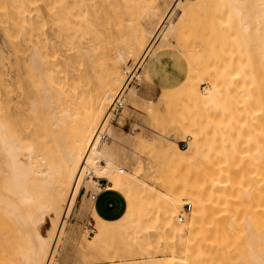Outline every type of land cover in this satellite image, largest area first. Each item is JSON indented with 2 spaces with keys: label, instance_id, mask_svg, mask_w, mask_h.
Segmentation results:
<instances>
[{
  "label": "rangeland",
  "instance_id": "obj_1",
  "mask_svg": "<svg viewBox=\"0 0 264 264\" xmlns=\"http://www.w3.org/2000/svg\"><path fill=\"white\" fill-rule=\"evenodd\" d=\"M228 1L213 0L184 22L186 27L183 26L181 33L188 39L194 57L189 61L192 76L195 75L192 82L199 83L205 96L210 95V76L203 72L210 70L213 62L210 51L217 50L216 42H229L224 47L229 49L233 41L242 40L250 49L254 31L261 37L256 41L258 68L252 73L247 71L242 55L237 56L239 64L229 59V63L233 66L236 63L240 69L235 70V66L229 72L230 85L219 102L218 112L210 110V106L196 104L198 113L191 118L196 121L191 124L193 141L187 136L177 138L181 148L186 146L179 149L167 138L173 124L183 119L190 103L186 100V89L174 73L173 62L165 64L172 81L149 80L142 75L164 29L144 48L134 42L133 35L142 23L147 4L136 0H0V84L4 86L3 92L21 94L19 97L24 102L21 122L32 135V139L24 141L36 142L37 168L42 169L43 162H47L55 178L56 185H47L44 190V209H38L40 219H47L40 223L41 230L48 221L55 223L63 209L71 176L68 170L62 174L61 164L66 153L83 147V140L97 126L91 114L106 76L120 80L121 70L134 66L147 45H151L150 52L139 70L142 81L133 82L121 94L126 108L121 112L125 117H110L107 123L111 139L106 143L114 146L120 156L115 166L130 174L139 161L145 168L155 166L160 170L155 162L168 158V150H177L187 159L189 167L202 165L210 157V191L225 194L210 201L208 214L193 227H174L157 213L154 218H146V222L140 220L129 225L120 235L89 243L83 241V232L89 238L94 236L93 231L87 230L90 216L80 214V210L83 202L103 186H81L67 230L62 233L56 264H152L145 260L157 256L162 260V252L168 255V251L175 257L171 264H236L241 260L246 214L251 212L248 217L251 222L264 220V0H232L230 6ZM235 10L244 14L238 17ZM231 12L237 16L235 24L212 28L217 18L232 16ZM124 79L126 82L125 76ZM133 86L144 100L127 99ZM149 100L156 102L152 105L153 113L148 112ZM12 103H18L17 99L13 98ZM152 128L163 137L159 138ZM208 130L210 145L205 140ZM142 138L156 140L159 146L147 147ZM41 152L49 154L44 161L37 155ZM170 167L174 165L171 163ZM140 179L152 185L146 177ZM99 195L95 204L102 214L107 212L104 216L112 219L123 212L126 202L120 194L101 192ZM185 207L180 220L186 217ZM8 229L4 232L0 229V264H20V237ZM181 240L186 243L182 250Z\"/></svg>",
  "mask_w": 264,
  "mask_h": 264
},
{
  "label": "bare ground",
  "instance_id": "obj_2",
  "mask_svg": "<svg viewBox=\"0 0 264 264\" xmlns=\"http://www.w3.org/2000/svg\"><path fill=\"white\" fill-rule=\"evenodd\" d=\"M136 1L137 3H144L147 5L145 7V14L143 15L142 23L139 24V27L133 35L135 44L139 48H144L148 41H151V38L152 41L156 40L164 29L162 38L155 47L142 75L149 80L160 78L170 80V77L172 76L171 74H168L165 68L166 62L170 61L173 62L174 73L180 79L179 83L186 89V100L190 104L186 107L187 111L185 112L183 119L173 124V130L170 133L169 138H167L168 142L174 145L177 144L179 149H184L186 146L181 148L179 145L180 142H177L176 140L177 138H182V136H187L191 139V142L193 141L194 133L191 124L194 125L196 121H191V118L198 113L196 104L199 105V107L204 105L210 106V110L214 109L213 111L216 113L218 112L220 108L219 102L220 100L222 101L224 93L228 92V86L230 85L227 81L228 75L230 74L229 72H231L232 67L235 68V66V70L240 69L237 68L239 65H236V63H238L237 56L242 55V57H244L245 69L247 71L252 73L257 70L256 41L261 37L259 36L258 31H254L253 46L250 49L246 45L247 43L242 40H240V42H231L232 44H230L229 49L224 48L229 42H216L218 45L217 50L210 51V55L213 59V62L210 65V70L206 69L203 72V74L210 76V80L207 78L210 84H207L212 88L210 95L205 96L200 91L201 87L199 83L192 82L195 75L192 76V67L189 61L194 59L192 55L193 50L186 36L181 33V30L183 26L186 27L184 22L188 20L190 16L201 8L209 4L211 5L213 0ZM232 3V0L227 2L229 6L232 5ZM235 12L238 17L244 14L242 10H235ZM235 12H231L232 16L227 14V17L224 18L216 17L217 19L213 23L212 28L220 27L226 23H231L229 26L235 24L237 21ZM150 46L148 47L147 45L143 56L141 55V59L139 58L140 60H138L134 66H125V68L121 70L122 77L120 80H118V77L106 76L103 90L99 95L91 114V117L95 120L97 126L93 128L89 137L83 140V147L81 149L77 152L66 153L63 158L64 160L61 164L60 171L62 174H64L66 170L70 172L71 186L65 199L63 209L58 213L56 222L48 221L47 227L43 229L46 233L41 230L39 225L40 223L47 221V219L45 217L40 219L38 216V209H44V190L47 185H56L54 174L50 172V167L47 162H43L42 169L37 168V156H35L34 145L36 142L34 143V141L31 140L25 143L24 141L29 137L32 139V135L29 134L30 132L28 133L24 124L21 122V116L23 114L21 107L24 103L23 99L19 97L21 94L18 93L13 95L11 92H3L4 86L0 84V121L10 124L21 144L31 149L25 160V163L32 169L30 192L33 203L28 212V215L30 216L29 222L26 225H21L11 217L5 214H0V229L3 231L9 230L8 228H10L11 231H14L20 237L18 245L20 264L21 251L25 248H32L35 250V255L33 257L34 264H56L58 246L61 243L62 233L67 230L66 225H68L70 220L71 209L74 202H76L75 198L77 197V194H79L81 186H84V188H91V186L94 185L98 187L102 185L103 189L99 188L95 190V193L116 192L117 194H120L126 202L125 212L120 218L114 221H107L98 216L95 202L98 201L100 197L96 201L91 197V201L85 200L83 202L80 214H88L90 216L87 230L94 232V236L91 238L88 237L86 232H83V241L86 240L89 243L96 242L99 239L120 235L129 225L133 223L136 224V222H140V220H143V222L145 220L146 222V218H154L153 215L157 213H159L163 219L170 221L171 225L174 227H193L203 221L208 214L211 203L210 201L214 198H222L225 195L220 192L214 193L210 191V157H207L202 165L192 164V166L189 167L187 164L188 162H185L187 159L184 157L182 158L177 150H173L172 152L168 150L166 152V154L168 153V158L162 157L155 162L157 167H160V170L156 169L155 166L145 168L139 161H137L130 174H125L123 170L115 166V163L120 156L115 153L114 146H108L106 143L108 139H111L109 133L111 130L109 126H107V123L110 117L112 118L111 110L116 100L122 96L121 94L129 85L134 84L138 79L142 81L139 71L134 74L135 79L133 78L132 81H129L130 77L128 76V73L134 71L137 66H139V70H141V66L150 52ZM232 58L234 59V62L237 60L234 66L232 63H229V59ZM35 60L39 61V58L36 57ZM226 60H228V63ZM235 70L233 69V72L236 74ZM205 77L203 76V78ZM172 80L173 78L170 81ZM29 81H32V77H30ZM13 98H16L18 103L13 104ZM127 99L133 101L144 100L137 93L134 86L129 88ZM161 99L164 100V98ZM154 103H156L154 100L148 101V104L150 105L148 108L149 113L154 112V107H152V105H155ZM124 107L123 109L125 110L126 108ZM121 111L114 119L125 117ZM217 117L218 116H216V118ZM152 131H154L159 138L163 137L159 130L152 128ZM208 134L209 135L205 140L210 145L211 137L209 130ZM164 139L166 140V138ZM141 140L145 139L142 138ZM81 141L82 136L80 137L79 142ZM112 142L115 145L116 141L114 142V139H112ZM39 144L42 145L40 142ZM135 144L136 143L133 142V145ZM145 144L147 147L153 148L159 146L158 141L156 140L147 139L145 140ZM160 148L162 150V147ZM37 155L44 161L49 154L41 152ZM124 157H126V155L123 156V158ZM147 162L150 163L151 161ZM171 163L174 167H170ZM117 174H121L122 176L120 177ZM181 176L183 178L181 180L182 184L179 183ZM142 177H146L152 185H147L143 179H140ZM131 188L133 189L132 193H130ZM183 205H190L191 211L187 212L186 210L184 212L186 213L185 219L181 217L182 220H180L179 216L183 212ZM250 213L249 215H251ZM246 215V220H244L243 223L244 226H242V235L244 237L241 253L242 258H240V261H236L238 264H248V247L251 245L259 248L261 246V241H264V220L261 219L263 222H257L259 221V219H257L256 222H251V220L248 219L249 215ZM254 215L256 214H253V216ZM245 217L243 219H245ZM5 225H7V227ZM179 243V249L182 250L185 248L183 247L186 244L185 241L181 240ZM169 250L172 251V249ZM159 253L162 255L161 252ZM162 253L164 255H162V260H159L157 256L151 260H145L146 263L156 264L160 261L169 264L173 263V259L175 258L174 254H169V251L168 255H166L167 253L165 252ZM172 253L174 252L172 251Z\"/></svg>",
  "mask_w": 264,
  "mask_h": 264
},
{
  "label": "clouds",
  "instance_id": "obj_3",
  "mask_svg": "<svg viewBox=\"0 0 264 264\" xmlns=\"http://www.w3.org/2000/svg\"><path fill=\"white\" fill-rule=\"evenodd\" d=\"M31 149L21 144L14 129L0 121V214H5L21 225L29 222L33 203L30 192L31 167L25 163ZM35 250L21 251V264H34ZM248 264H264V241L259 248L249 246Z\"/></svg>",
  "mask_w": 264,
  "mask_h": 264
},
{
  "label": "built area",
  "instance_id": "obj_4",
  "mask_svg": "<svg viewBox=\"0 0 264 264\" xmlns=\"http://www.w3.org/2000/svg\"><path fill=\"white\" fill-rule=\"evenodd\" d=\"M139 71V66H137L136 68H135V70L134 71H132V72H129L128 73V76L130 77L129 78V81L131 80H133V78H134V74L135 73H137ZM135 79V78H134ZM124 101H123V99L121 98V97H119L117 100H116V102H115V104H114V106H113V108H112V110H111V114H112V118L114 119L118 114H119V112L123 109V107H124ZM100 193H95V194H92L91 195V197H92V199L94 200V201H96L98 198H99V195ZM186 210H187V212H190L191 211V206L190 205H188V206H186Z\"/></svg>",
  "mask_w": 264,
  "mask_h": 264
},
{
  "label": "crops",
  "instance_id": "obj_5",
  "mask_svg": "<svg viewBox=\"0 0 264 264\" xmlns=\"http://www.w3.org/2000/svg\"><path fill=\"white\" fill-rule=\"evenodd\" d=\"M125 207L126 206H124V210H123V212L119 216H117L115 218H112V219L111 218H107L106 216H104L103 214H107V212H104L103 211V214H102L101 211H100V209H99V207L97 205H96V212L98 213V216H100L101 218H103V219H105L107 221H114V220L120 218L123 215V213L125 212Z\"/></svg>",
  "mask_w": 264,
  "mask_h": 264
}]
</instances>
